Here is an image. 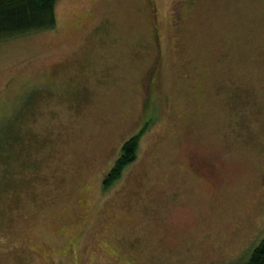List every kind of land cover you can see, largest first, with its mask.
Instances as JSON below:
<instances>
[{
  "label": "rangeland",
  "instance_id": "374dc122",
  "mask_svg": "<svg viewBox=\"0 0 264 264\" xmlns=\"http://www.w3.org/2000/svg\"><path fill=\"white\" fill-rule=\"evenodd\" d=\"M55 17L0 40L19 156L0 162V264H242L264 237V0H57Z\"/></svg>",
  "mask_w": 264,
  "mask_h": 264
},
{
  "label": "trees",
  "instance_id": "16d2710c",
  "mask_svg": "<svg viewBox=\"0 0 264 264\" xmlns=\"http://www.w3.org/2000/svg\"><path fill=\"white\" fill-rule=\"evenodd\" d=\"M56 1L0 0V40L53 28L56 24ZM144 130L145 127H142L136 134L122 143L117 158L103 178L105 186L117 179L122 168L134 159L137 138ZM13 144L14 139L8 136H3L0 140L2 146L0 147V162L2 160L3 162H9L11 158L18 156L12 151ZM3 177L5 180L10 178L8 174L3 176L2 173L0 179ZM242 264H264V237L253 246L249 256Z\"/></svg>",
  "mask_w": 264,
  "mask_h": 264
}]
</instances>
